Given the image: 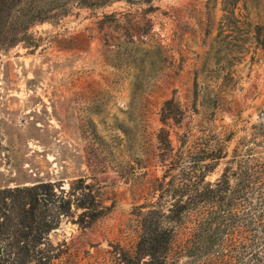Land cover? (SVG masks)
Here are the masks:
<instances>
[{"label": "rangeland", "instance_id": "obj_1", "mask_svg": "<svg viewBox=\"0 0 264 264\" xmlns=\"http://www.w3.org/2000/svg\"><path fill=\"white\" fill-rule=\"evenodd\" d=\"M223 2L236 3L233 15ZM65 9L0 45V189L91 193L111 211L83 229L72 206L49 235L59 254L50 264H113L114 247L135 244L133 207L152 200L147 183L162 174L159 129L175 150L222 151L209 183L240 158H264V46L253 37L264 0L71 1ZM170 99L182 117L163 125ZM192 230L189 219L176 229L174 247Z\"/></svg>", "mask_w": 264, "mask_h": 264}, {"label": "trees", "instance_id": "obj_2", "mask_svg": "<svg viewBox=\"0 0 264 264\" xmlns=\"http://www.w3.org/2000/svg\"><path fill=\"white\" fill-rule=\"evenodd\" d=\"M71 1L101 8L129 0H0V45H15L30 26L64 12ZM139 1L149 5L153 0ZM235 7V2H223L229 15ZM253 37L256 45L264 46V22L254 28ZM181 117L174 99L163 103V125L168 120L178 123ZM259 129L264 133L263 125ZM156 140L162 174L147 183L152 200L133 207L135 244L114 247L113 264H264V158H240L236 169L209 183L210 163L221 160L222 151L175 150L163 127ZM94 200L82 190L70 198L55 196L49 184L0 189V264H50L59 254L49 235L61 218L70 216L72 206L81 210L77 225L83 229L111 211L97 208ZM188 219L192 233L175 248L176 229Z\"/></svg>", "mask_w": 264, "mask_h": 264}]
</instances>
